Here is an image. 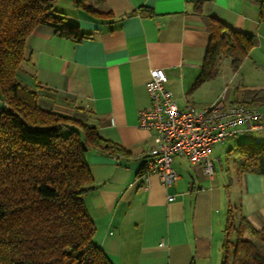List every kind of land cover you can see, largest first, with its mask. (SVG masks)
Returning a JSON list of instances; mask_svg holds the SVG:
<instances>
[{"label":"crops","instance_id":"crops-1","mask_svg":"<svg viewBox=\"0 0 264 264\" xmlns=\"http://www.w3.org/2000/svg\"><path fill=\"white\" fill-rule=\"evenodd\" d=\"M70 3L57 0L53 10L86 38L73 42L37 27L26 40L19 79L42 108L85 121L126 151L119 158L85 154L94 189L84 203L95 243L113 264H221L229 213L235 225L245 218L256 230L264 227V174H242L234 153L243 143L264 144V130L240 126L235 138L215 145L212 178L175 157L179 179L165 187L155 175L147 182L140 177L156 145L153 133L139 128L138 112L150 106V71L160 69L179 109L242 104L257 109L264 124V22L257 4L102 0L96 6L102 16L93 18ZM202 16L253 36L254 43L236 70L229 58L214 79L195 88L211 38Z\"/></svg>","mask_w":264,"mask_h":264},{"label":"trees","instance_id":"trees-1","mask_svg":"<svg viewBox=\"0 0 264 264\" xmlns=\"http://www.w3.org/2000/svg\"><path fill=\"white\" fill-rule=\"evenodd\" d=\"M55 1L0 0V264H113L94 241L85 207L84 196L94 189L85 154L119 158L125 149L81 119L42 108L38 94L19 79L26 40L37 27L49 26L73 42L86 38L53 10ZM253 1L264 22V0ZM71 2L93 18L102 16L96 9L102 0ZM202 20L211 38L195 88L214 79L226 58L236 70L254 43L214 17ZM239 154L242 174H264V144H240ZM225 231L221 264L229 258L231 264H264V227L256 230L240 218L235 230L229 213Z\"/></svg>","mask_w":264,"mask_h":264},{"label":"built area","instance_id":"built-area-1","mask_svg":"<svg viewBox=\"0 0 264 264\" xmlns=\"http://www.w3.org/2000/svg\"><path fill=\"white\" fill-rule=\"evenodd\" d=\"M166 83L163 70L150 71L146 85L150 106L138 112L139 128L151 131L156 145L140 175L144 182L150 174L158 177L165 187L176 182L179 173L174 166L175 157L187 159L212 178L214 169L209 155L215 145L235 138L240 126H248L252 131L264 130L258 110L242 104L218 101L198 109L187 103L179 109Z\"/></svg>","mask_w":264,"mask_h":264},{"label":"rangeland","instance_id":"rangeland-1","mask_svg":"<svg viewBox=\"0 0 264 264\" xmlns=\"http://www.w3.org/2000/svg\"><path fill=\"white\" fill-rule=\"evenodd\" d=\"M56 1H57V0H56ZM56 1H55V3H56ZM58 1H59V0H58ZM61 1H62V4H63L64 7H65L64 4H66V2L69 3V4H71V3H70L71 0H61ZM60 6H62V5H60ZM60 6H59V7H60ZM70 22H71V21H70ZM228 61H229V58H226L223 62H221V64H227ZM195 108H198V107L195 106ZM198 109H200V108H198ZM67 113H68V112H67ZM234 153H235V154L238 156V158L240 159V155L237 153V151H234ZM230 162H231V160H230ZM213 174H214V173H213ZM237 229H238V225H235V230H237ZM234 240H235V239L233 238V240H232V243H233V244H234ZM233 244H232V245H233ZM230 253H232V247H231V249H230ZM231 262H232V261H231V259L229 258V264H231Z\"/></svg>","mask_w":264,"mask_h":264}]
</instances>
